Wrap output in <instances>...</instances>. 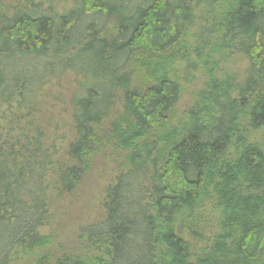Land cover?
Segmentation results:
<instances>
[{"label": "trees", "instance_id": "trees-1", "mask_svg": "<svg viewBox=\"0 0 264 264\" xmlns=\"http://www.w3.org/2000/svg\"><path fill=\"white\" fill-rule=\"evenodd\" d=\"M196 14L209 27L197 30L193 54L210 80L183 125L157 137L179 100L171 66ZM218 52L245 68L211 78ZM69 76L80 83L70 130L58 136L42 106ZM117 100L106 133L125 167L104 189L103 219L79 230L81 253L51 262L40 255L53 243L50 196L81 184ZM256 132H264V0H16L0 13V264H264ZM205 203L221 210L219 234L194 258L183 235Z\"/></svg>", "mask_w": 264, "mask_h": 264}, {"label": "rangeland", "instance_id": "rangeland-1", "mask_svg": "<svg viewBox=\"0 0 264 264\" xmlns=\"http://www.w3.org/2000/svg\"><path fill=\"white\" fill-rule=\"evenodd\" d=\"M15 2L16 0H0V13L7 11L9 6ZM219 11L215 10L216 13ZM194 17L193 28L178 44L176 53L180 59H176L171 66L172 75L180 84L179 100L171 114V122L156 133L157 137H162L170 129L183 125L186 113L194 103L196 93L210 80L207 75V68L203 66L204 57L203 60L199 61L193 54L197 47V41L193 37L200 27L205 29L209 27V24L198 20L197 14ZM182 56L184 57L182 58ZM211 59L217 64L216 71L211 78L225 79L231 77L246 66L242 58L236 55L227 56L224 52L216 53ZM78 82L80 83L78 77L69 76L64 79L59 88L50 90V95L47 96L46 102L42 106V117L45 120L50 117L54 119V126L58 125V136L66 135L70 130L71 108L69 103ZM120 103L118 100L115 102L105 121L97 129L96 138L101 142L98 145L95 144L89 160L88 171L81 184L71 194L58 196L52 193L50 196L51 218L45 233L50 234L53 243L40 251V255L49 257L51 262L65 255L80 254L84 249V244L79 238V230L101 221L104 217L102 209L104 189L113 181L115 175L125 167L126 154L113 148L112 142L107 141L108 135L106 133L110 123L121 112ZM250 140L259 144L261 141V145L264 146V132L250 134ZM221 214V210L215 208L211 203H205L193 213V219L188 222L189 228L193 231L186 227L187 230L184 231L183 239L188 243L190 255L194 258L202 252L204 254L209 253L208 250L213 246L219 234ZM31 261H27V264Z\"/></svg>", "mask_w": 264, "mask_h": 264}]
</instances>
